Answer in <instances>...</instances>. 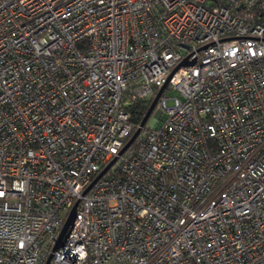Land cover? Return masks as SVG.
Wrapping results in <instances>:
<instances>
[{
  "label": "built area",
  "instance_id": "2783aa9c",
  "mask_svg": "<svg viewBox=\"0 0 264 264\" xmlns=\"http://www.w3.org/2000/svg\"><path fill=\"white\" fill-rule=\"evenodd\" d=\"M76 200L48 264H264V0H0V264Z\"/></svg>",
  "mask_w": 264,
  "mask_h": 264
},
{
  "label": "water",
  "instance_id": "95a60500",
  "mask_svg": "<svg viewBox=\"0 0 264 264\" xmlns=\"http://www.w3.org/2000/svg\"><path fill=\"white\" fill-rule=\"evenodd\" d=\"M192 63V61H188L186 58H184L181 62H179L170 72L168 78L172 75V73L180 66H187L190 65ZM165 85H163L162 87L159 88V90L157 91V93L155 94V96L153 97L152 101L149 104V107L147 108L144 116L142 117L139 125L137 126V128L134 130V132L131 134V136L129 137V139L126 141V143L123 145V147L119 150V154L126 148L128 147L134 140V138L136 137V135L138 134L140 128L146 123L147 119L149 118L150 114L153 111V108L155 106V103L159 97V95L161 94L163 88ZM115 160V158L113 160H111L98 174L97 176L90 182V184L87 186V188L84 190V193L93 185V183L105 172V170L111 165V163ZM78 204V200H76L73 205L71 206L65 220L64 223L58 233V236L56 238V241L51 249V252L48 254L47 258L44 261V264H48L49 260L52 257V253L58 248L61 247L64 244V241L71 229V227L73 226V223L75 221L76 218V207Z\"/></svg>",
  "mask_w": 264,
  "mask_h": 264
},
{
  "label": "trees",
  "instance_id": "16d2710c",
  "mask_svg": "<svg viewBox=\"0 0 264 264\" xmlns=\"http://www.w3.org/2000/svg\"><path fill=\"white\" fill-rule=\"evenodd\" d=\"M150 102H151L150 99L149 100L140 99L129 105L128 109L130 112V120L132 122V131L126 138V141L128 140V138L131 136V134L134 132V130L139 125L142 117L144 116L147 108L149 107Z\"/></svg>",
  "mask_w": 264,
  "mask_h": 264
},
{
  "label": "rangeland",
  "instance_id": "374dc122",
  "mask_svg": "<svg viewBox=\"0 0 264 264\" xmlns=\"http://www.w3.org/2000/svg\"><path fill=\"white\" fill-rule=\"evenodd\" d=\"M165 95H166V105L169 106V105H171L173 103V97L178 95V91L175 88H167L165 90ZM164 117H165V113H163L161 115V118H159L157 120V123H156V118L154 116V111H152V113L150 114V116H149V118L147 120V124L149 126H153L156 123V126H159L161 124L162 120L164 119Z\"/></svg>",
  "mask_w": 264,
  "mask_h": 264
}]
</instances>
